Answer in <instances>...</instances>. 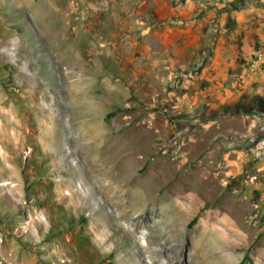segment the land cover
Wrapping results in <instances>:
<instances>
[{"label": "rangeland", "instance_id": "374dc122", "mask_svg": "<svg viewBox=\"0 0 264 264\" xmlns=\"http://www.w3.org/2000/svg\"><path fill=\"white\" fill-rule=\"evenodd\" d=\"M226 27L264 72V0H0V264H264L254 135L182 107Z\"/></svg>", "mask_w": 264, "mask_h": 264}, {"label": "crops", "instance_id": "0c3cea01", "mask_svg": "<svg viewBox=\"0 0 264 264\" xmlns=\"http://www.w3.org/2000/svg\"><path fill=\"white\" fill-rule=\"evenodd\" d=\"M226 28L229 31L227 38L216 35L211 41L210 35L204 34L203 44L198 42L190 52L187 49V61L183 59V62H189L198 71L181 75L184 88L191 84L193 97L191 101L185 100L182 107L186 112H212L207 123L216 121L219 113L243 122L240 130L230 127L229 132L237 131L245 137L252 134L254 138L228 149L226 154L230 155L231 169L241 174L252 170L264 173V72H255L253 66L249 67L239 59L257 51L249 45L251 39L246 38L239 47L235 41L239 29ZM243 106L249 109H243ZM246 121L248 123L244 125Z\"/></svg>", "mask_w": 264, "mask_h": 264}, {"label": "bare ground", "instance_id": "6f19581e", "mask_svg": "<svg viewBox=\"0 0 264 264\" xmlns=\"http://www.w3.org/2000/svg\"><path fill=\"white\" fill-rule=\"evenodd\" d=\"M75 161V160H74ZM120 164V163H119ZM77 165V164H76ZM98 172V171H97ZM100 173V172H99ZM169 219V218H168ZM166 233V232H165ZM156 252V251H155ZM159 253V252H158Z\"/></svg>", "mask_w": 264, "mask_h": 264}]
</instances>
